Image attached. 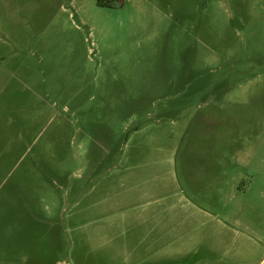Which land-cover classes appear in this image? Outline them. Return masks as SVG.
Returning a JSON list of instances; mask_svg holds the SVG:
<instances>
[{
    "label": "rangeland",
    "instance_id": "1",
    "mask_svg": "<svg viewBox=\"0 0 264 264\" xmlns=\"http://www.w3.org/2000/svg\"><path fill=\"white\" fill-rule=\"evenodd\" d=\"M136 127L264 241V0H0V264H66Z\"/></svg>",
    "mask_w": 264,
    "mask_h": 264
},
{
    "label": "crops",
    "instance_id": "2",
    "mask_svg": "<svg viewBox=\"0 0 264 264\" xmlns=\"http://www.w3.org/2000/svg\"><path fill=\"white\" fill-rule=\"evenodd\" d=\"M134 130L122 163L94 187L101 194L79 198L66 216L71 240L65 263L264 264V241L256 227L229 212L224 196L221 201L217 193L210 199L183 191L168 170L164 177L155 154L162 149L159 135L149 144L137 143L144 129ZM169 148L166 164L177 144ZM211 200L219 206L212 209Z\"/></svg>",
    "mask_w": 264,
    "mask_h": 264
}]
</instances>
